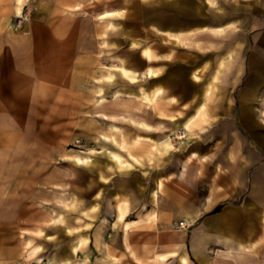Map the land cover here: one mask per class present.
Instances as JSON below:
<instances>
[{
    "label": "rangeland",
    "instance_id": "1",
    "mask_svg": "<svg viewBox=\"0 0 264 264\" xmlns=\"http://www.w3.org/2000/svg\"><path fill=\"white\" fill-rule=\"evenodd\" d=\"M243 116L264 0H0V264H264Z\"/></svg>",
    "mask_w": 264,
    "mask_h": 264
},
{
    "label": "crops",
    "instance_id": "2",
    "mask_svg": "<svg viewBox=\"0 0 264 264\" xmlns=\"http://www.w3.org/2000/svg\"><path fill=\"white\" fill-rule=\"evenodd\" d=\"M18 1H20V2H22V0H18ZM229 25H230V23L229 24H227V26H223V27H209L210 29H216V30H218V29H220V30H222V29H227V28H229ZM206 28H207V26H205ZM189 32V31H188ZM170 55V57H168V59H167V61H171L172 60V58H173V55H171V54H169ZM159 73H160V71H159ZM147 75L148 76H156V74L155 75H151L150 73H147ZM28 89V87H25V92H26V96L29 94V91L27 90ZM28 92V93H27ZM211 96V95H210ZM210 96H209V98H210ZM25 99V98H24ZM27 100V99H26ZM22 100H19V99H16L15 100V102L16 103H18V104H21L22 106H23V103L24 102H21ZM243 108H246L247 110L250 108L251 110H252V106L251 105H247V106H244ZM242 119H243V122H244V124L249 128V130H250V132H251V134L253 135V137H254V139H256V141H257V143L260 145V146H262L263 148H264V133L260 130V128H259V125L257 124V122L255 121V119L254 118H252V119H249L248 117H242ZM249 121H251V123H249ZM191 123V119L188 121V124H186V126L184 127V129L186 130V132H187V135L191 132L190 131V126H189V124ZM204 161V160H203ZM190 162V161H189ZM188 162V163H189ZM187 163V164H188ZM183 170H185V168H183L182 169V171ZM185 172V171H184ZM182 173V172H181ZM183 174V173H182ZM167 180V179H170V175H168V176H166V177H161V178H159L158 179V188L159 187H161L162 186V181L163 180ZM154 193H155V196H158L159 195V190H155L154 191ZM256 194H254V196H255ZM259 195H264V192L262 191L261 193H259ZM212 205V204H211ZM229 214H230V212H229ZM226 215H228V213L226 214ZM254 229V228H253ZM253 229L252 228H250V232H252L253 231ZM181 235L183 236V239L181 240L180 239V237H181ZM173 241H175L177 244H179V245H182V244H184V242L186 241V238H187V233H185L184 231H176L175 233H174V235H172L171 237H170ZM260 239V240H259ZM262 239V240H261ZM226 241V242H225ZM221 242H225V243H227V246H228V242H227V240H222L221 239ZM261 244H264V232H263V230H262V234H261V236H259V238L258 239H256L255 241H252V242H247V243H245V242H243V241H241V240H239V241H237L236 243H235V245H237V247H239V246H241V247H247V246H250V249H248V248H246V249H244V250H248L249 252H254V251H256L257 249H258V247L261 245ZM195 252L196 253H198V251L196 250V247H195ZM244 250H242V249H236V252H243ZM247 251V252H248Z\"/></svg>",
    "mask_w": 264,
    "mask_h": 264
},
{
    "label": "bare ground",
    "instance_id": "3",
    "mask_svg": "<svg viewBox=\"0 0 264 264\" xmlns=\"http://www.w3.org/2000/svg\"><path fill=\"white\" fill-rule=\"evenodd\" d=\"M216 31H220V29H218V30H216ZM188 34H190L191 32H187ZM182 40H184L183 38H182ZM144 54H145V56L146 57H148V58H153V55L151 54V52H150V50H148V49H146V50H144ZM172 55V54H171ZM170 57V56H169ZM148 73H150L151 75H154L155 73H159V71L157 70V69H155V68H150L149 70H148ZM185 133V136H181L180 137V139H185L186 137H187V135H186V132H184ZM182 134V133H181ZM162 184V183H161ZM180 239L182 240L183 239V237H182V235H181V237H180ZM260 240V239H259ZM262 240V239H261ZM262 245V244H261Z\"/></svg>",
    "mask_w": 264,
    "mask_h": 264
},
{
    "label": "snow or ice",
    "instance_id": "4",
    "mask_svg": "<svg viewBox=\"0 0 264 264\" xmlns=\"http://www.w3.org/2000/svg\"><path fill=\"white\" fill-rule=\"evenodd\" d=\"M157 95H159V93H157ZM176 101H173V103H175ZM83 163H87V161H84Z\"/></svg>",
    "mask_w": 264,
    "mask_h": 264
}]
</instances>
